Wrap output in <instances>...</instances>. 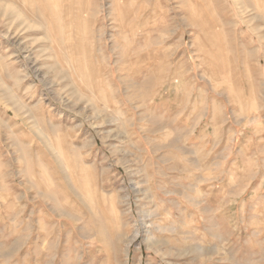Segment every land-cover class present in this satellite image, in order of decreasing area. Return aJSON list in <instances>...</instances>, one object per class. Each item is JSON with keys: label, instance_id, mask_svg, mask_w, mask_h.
Returning <instances> with one entry per match:
<instances>
[{"label": "rangeland", "instance_id": "374dc122", "mask_svg": "<svg viewBox=\"0 0 264 264\" xmlns=\"http://www.w3.org/2000/svg\"><path fill=\"white\" fill-rule=\"evenodd\" d=\"M0 264H264V0H0Z\"/></svg>", "mask_w": 264, "mask_h": 264}, {"label": "bare ground", "instance_id": "6f19581e", "mask_svg": "<svg viewBox=\"0 0 264 264\" xmlns=\"http://www.w3.org/2000/svg\"><path fill=\"white\" fill-rule=\"evenodd\" d=\"M238 1H240V0H238ZM258 1H259V0H258ZM259 3H261V2H259ZM238 5H240V4H238ZM242 6H243V5H242ZM245 6H246V5H245ZM8 7H9V6H8ZM10 7H11V6H10ZM247 7H249V6H247ZM240 8H241V7H240ZM262 9H263V7H262ZM262 9H261V10H262ZM247 10H248V9H247ZM247 10H246V11H247ZM241 11H242V10H241ZM242 12H243V11H242ZM243 13H244V12H243ZM253 15H254V14H253ZM251 16H252V15H251ZM219 18H220V17H219ZM253 18H254V17H253ZM221 23H222V22H221ZM221 26H222V25H221ZM254 30H255V29H254ZM19 106H20V105H19Z\"/></svg>", "mask_w": 264, "mask_h": 264}]
</instances>
